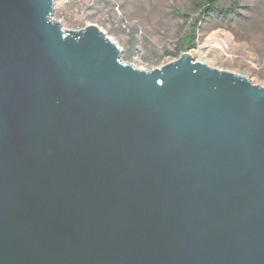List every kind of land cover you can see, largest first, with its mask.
<instances>
[{"label":"water","instance_id":"95a60500","mask_svg":"<svg viewBox=\"0 0 264 264\" xmlns=\"http://www.w3.org/2000/svg\"><path fill=\"white\" fill-rule=\"evenodd\" d=\"M54 11L0 0V264H264V86Z\"/></svg>","mask_w":264,"mask_h":264},{"label":"rangeland","instance_id":"374dc122","mask_svg":"<svg viewBox=\"0 0 264 264\" xmlns=\"http://www.w3.org/2000/svg\"><path fill=\"white\" fill-rule=\"evenodd\" d=\"M195 2L55 0L54 19L68 31L98 27L119 45L124 62L150 71L179 59L167 54L180 48L187 33L184 15L197 18ZM219 6L235 9L226 20L199 23L197 47L190 55L194 62L205 61L264 86V0H220Z\"/></svg>","mask_w":264,"mask_h":264},{"label":"trees","instance_id":"16d2710c","mask_svg":"<svg viewBox=\"0 0 264 264\" xmlns=\"http://www.w3.org/2000/svg\"><path fill=\"white\" fill-rule=\"evenodd\" d=\"M220 0H196L194 10L198 13L197 18H193L191 14H185V24L187 26V33L175 52L167 54L179 58L184 52H189L197 47V38L199 33V23L207 19L217 17L226 20L228 16L232 15L235 6L231 8H221L219 6Z\"/></svg>","mask_w":264,"mask_h":264}]
</instances>
